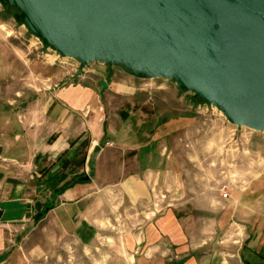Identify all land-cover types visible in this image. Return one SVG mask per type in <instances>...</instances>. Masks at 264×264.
<instances>
[{"label": "crops", "instance_id": "1", "mask_svg": "<svg viewBox=\"0 0 264 264\" xmlns=\"http://www.w3.org/2000/svg\"><path fill=\"white\" fill-rule=\"evenodd\" d=\"M80 67L79 81L7 114L0 264H120V246L128 264H264V132L241 133L237 151L215 135L214 161L189 173L170 144L199 151L193 116L144 115L129 106L141 93L116 64ZM102 246L110 256L100 262Z\"/></svg>", "mask_w": 264, "mask_h": 264}, {"label": "water", "instance_id": "2", "mask_svg": "<svg viewBox=\"0 0 264 264\" xmlns=\"http://www.w3.org/2000/svg\"><path fill=\"white\" fill-rule=\"evenodd\" d=\"M84 66L171 72L235 127L264 132V0H4ZM106 87L105 83L101 84Z\"/></svg>", "mask_w": 264, "mask_h": 264}, {"label": "rangeland", "instance_id": "3", "mask_svg": "<svg viewBox=\"0 0 264 264\" xmlns=\"http://www.w3.org/2000/svg\"><path fill=\"white\" fill-rule=\"evenodd\" d=\"M3 8L4 0H0V145L5 144L7 134L15 128V121L12 119L6 125L7 114L15 113L17 108L25 106L47 88L63 87L81 79L74 81L81 71L78 59L60 55L56 49L29 31L28 27L19 19L18 14L6 16ZM114 64L117 69L130 78L133 87L140 90L141 94L137 100H134L133 105L129 106H146L145 108L141 107V111L145 112L144 115L150 113L154 114L156 118L159 116L170 117L175 114H181L183 117L193 116L195 125H197L193 130H198L196 132L200 142L199 151H187V148L184 147L182 152L185 151L187 158L184 156L182 158L179 146L172 142L170 144L172 155L177 158L175 160L178 164L183 163L185 170L187 169L189 173L191 171L197 173L198 168L206 170L214 161L211 159L215 154L207 153V149L210 142L215 139V135L224 137L223 147H220L223 151L240 149L236 146L234 148V139L239 138L243 132L247 133L248 130L230 125L215 104L198 99L196 92L182 90L177 84L176 74L171 72L149 74L142 68L131 69L122 62ZM16 73L18 79H16ZM157 88H162V91H160L161 89L158 91ZM16 90H18L19 97L15 95ZM223 125L229 128L224 133L218 129ZM191 128L192 126H189L185 132L187 137L184 140V145L191 142L193 134ZM212 130L214 133H211ZM228 140H230V144L227 143ZM209 151H213V147L209 148ZM219 162H223L222 157ZM205 175L203 173L200 177L203 178ZM186 177L192 181L191 174ZM104 247L102 246L101 258L97 256L100 262L110 256L104 254L106 252ZM119 250L120 264H128L126 257L122 255L121 246ZM91 256L89 254V257ZM108 262H111L110 258Z\"/></svg>", "mask_w": 264, "mask_h": 264}, {"label": "trees", "instance_id": "4", "mask_svg": "<svg viewBox=\"0 0 264 264\" xmlns=\"http://www.w3.org/2000/svg\"><path fill=\"white\" fill-rule=\"evenodd\" d=\"M5 15L6 16H12V15H17L19 14L18 10L14 7H10L8 5H6V8H5ZM61 192V189L57 191V193H60ZM50 204H45L43 206H37L38 209H40L39 211H37V214L35 215V221H38L39 219H41L45 213L50 209Z\"/></svg>", "mask_w": 264, "mask_h": 264}, {"label": "built area", "instance_id": "5", "mask_svg": "<svg viewBox=\"0 0 264 264\" xmlns=\"http://www.w3.org/2000/svg\"><path fill=\"white\" fill-rule=\"evenodd\" d=\"M228 196V194H227V192H226V190H225V188H222V197L223 198H226ZM157 206H155V208H156ZM158 211H159V209H157Z\"/></svg>", "mask_w": 264, "mask_h": 264}]
</instances>
